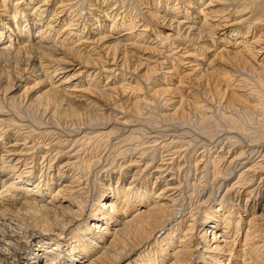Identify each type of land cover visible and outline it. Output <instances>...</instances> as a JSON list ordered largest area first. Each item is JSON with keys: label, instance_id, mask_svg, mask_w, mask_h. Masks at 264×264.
Returning a JSON list of instances; mask_svg holds the SVG:
<instances>
[{"label": "bare ground", "instance_id": "bare-ground-1", "mask_svg": "<svg viewBox=\"0 0 264 264\" xmlns=\"http://www.w3.org/2000/svg\"><path fill=\"white\" fill-rule=\"evenodd\" d=\"M0 264H264V0H0Z\"/></svg>", "mask_w": 264, "mask_h": 264}, {"label": "rangeland", "instance_id": "rangeland-1", "mask_svg": "<svg viewBox=\"0 0 264 264\" xmlns=\"http://www.w3.org/2000/svg\"><path fill=\"white\" fill-rule=\"evenodd\" d=\"M9 81H11V80H9Z\"/></svg>", "mask_w": 264, "mask_h": 264}]
</instances>
